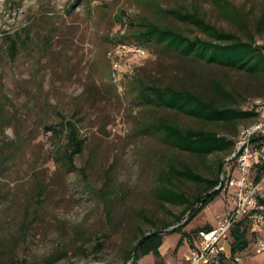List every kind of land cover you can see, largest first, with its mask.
I'll use <instances>...</instances> for the list:
<instances>
[{"label": "rangeland", "instance_id": "374dc122", "mask_svg": "<svg viewBox=\"0 0 264 264\" xmlns=\"http://www.w3.org/2000/svg\"><path fill=\"white\" fill-rule=\"evenodd\" d=\"M216 1L0 0V264H130L123 259L124 247L137 227L153 230L139 213L161 226L171 219L169 213L181 211L154 198L159 160L183 163L215 178L214 169L231 155L220 152L201 159L139 127L164 118L237 140L247 122L207 125L151 108L141 102L135 78L200 93H209L211 81H220L236 105L245 108L264 98V77L183 59L154 42H139L144 51L139 55L119 39L130 37L144 21L200 35L168 12L180 10L197 11L207 22L243 39L248 32L255 44L264 45V26L257 24L264 0H225L237 8L244 29L225 19ZM8 34L18 43L14 56ZM63 118L70 119L84 139L72 168L57 160L64 139L52 134ZM233 177L240 174L234 171ZM180 186L193 196L202 190L185 182ZM101 187L111 192L106 203L97 194ZM236 189L230 185L218 192L199 213L197 204L198 214L181 222L190 221L184 230L216 226L233 209ZM247 237L243 263L264 264V252H255L264 233ZM179 238L178 232H165L163 254H148L136 264H179L187 252L185 240L176 247ZM166 241L173 245L167 247Z\"/></svg>", "mask_w": 264, "mask_h": 264}, {"label": "trees", "instance_id": "16d2710c", "mask_svg": "<svg viewBox=\"0 0 264 264\" xmlns=\"http://www.w3.org/2000/svg\"><path fill=\"white\" fill-rule=\"evenodd\" d=\"M75 1L79 4L83 0ZM216 5L222 10L225 19L235 23L241 29L245 28L240 13L234 5L225 0H217ZM168 12L177 21L194 26L200 35L191 37L175 27L144 21L133 30L130 37H121L119 44L140 47L139 42H154L164 45L183 59L231 68L250 76L264 77V45L255 44L253 37L248 32L244 34L246 39H243L241 35L225 31L207 22L204 16L197 11L169 10ZM257 24L261 27L264 26V13L259 17ZM7 38L9 52L14 56L18 49L17 40L10 34L7 35ZM134 85L141 102L151 108L174 111L207 125L239 122L250 124L256 118L253 109L236 105L234 96L226 90L220 81H211L209 93H200L172 84L148 83L137 78H135ZM139 130L157 135L169 147L201 159L220 152L231 155L236 144L235 139L219 135L211 129L183 127L164 118L147 122L140 126ZM52 134L54 137L62 136L64 139L63 145L57 149V160L63 167H74V157L82 151L84 144V139L79 136L75 124L70 119L63 118L60 128H53ZM221 168L219 164L214 169L215 178H208L197 173L192 166L159 160L155 170L154 198L161 205L167 203L180 207L181 211L178 214L169 213L171 219L164 221L161 226H158L155 220L143 212L139 213L140 218L150 225L153 229L151 231L166 230L179 225L170 231L178 232L180 235L176 247H179L184 240L190 242L195 232L200 229H210L212 225L198 226L187 232L184 228L190 221L185 220L183 224L180 223L195 214L197 204L200 203L199 213L203 206L214 198L215 194L222 191V188H219L215 193L206 195L218 186ZM258 169L264 171V165ZM180 182L201 186L202 190L193 196L180 186ZM110 193L105 192V187H101L97 191L104 203L107 202V195ZM262 202L264 203V201ZM107 215L109 217V211H107ZM146 233L148 232L137 227V232L133 233L131 242L124 247L123 259L125 263L131 260L132 264H136L140 258L148 254H152L155 258L160 257V247L164 241V234H155L146 238L135 251L136 245ZM248 233L246 218L239 220L231 229L228 237L231 255L241 254L247 249L249 244ZM99 246V243L96 244V251ZM222 264H228V262Z\"/></svg>", "mask_w": 264, "mask_h": 264}, {"label": "built area", "instance_id": "2783aa9c", "mask_svg": "<svg viewBox=\"0 0 264 264\" xmlns=\"http://www.w3.org/2000/svg\"><path fill=\"white\" fill-rule=\"evenodd\" d=\"M130 49L143 55L144 51L136 45ZM247 109H253L255 120L244 126L237 137L235 148L219 172L217 187L227 191L230 185L237 189L232 195L234 207L224 213L216 226L198 230L191 241H185L187 252L179 264H244L241 254L231 255L229 233L235 224L246 218L251 235L264 233V98L253 100ZM240 174L233 177V172ZM256 253L264 252V241H259Z\"/></svg>", "mask_w": 264, "mask_h": 264}, {"label": "water", "instance_id": "95a60500", "mask_svg": "<svg viewBox=\"0 0 264 264\" xmlns=\"http://www.w3.org/2000/svg\"><path fill=\"white\" fill-rule=\"evenodd\" d=\"M219 188H220V187H216L215 189H213L212 191H210V192L207 193L206 195L211 194V193H215ZM181 224H183V223H181ZM178 226H179V225H176V226H174V227H171V229H170V228H169V229H166V230H164V229H160V230H154V231H151V232L146 233L145 236H144L142 239H140L139 243L136 245V247H135V251L137 250L138 245H139L143 240H145L146 238H148V237H150V236H152V235H155V234H164L165 232L172 231L175 227H178Z\"/></svg>", "mask_w": 264, "mask_h": 264}, {"label": "crops", "instance_id": "0c3cea01", "mask_svg": "<svg viewBox=\"0 0 264 264\" xmlns=\"http://www.w3.org/2000/svg\"><path fill=\"white\" fill-rule=\"evenodd\" d=\"M213 226V225H212ZM165 243V240L163 241V244ZM186 243V242H185ZM163 244H162V246L161 247H163ZM166 245H167V247H170V246H172L173 245V242H171V241H166ZM161 247H160V253H162V251H161ZM163 254V253H162ZM185 254V253H184ZM183 254V255H184Z\"/></svg>", "mask_w": 264, "mask_h": 264}]
</instances>
